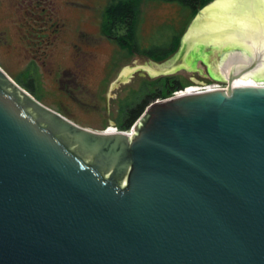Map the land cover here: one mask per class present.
<instances>
[{
  "label": "water",
  "instance_id": "obj_1",
  "mask_svg": "<svg viewBox=\"0 0 264 264\" xmlns=\"http://www.w3.org/2000/svg\"><path fill=\"white\" fill-rule=\"evenodd\" d=\"M221 1L180 54L224 53ZM246 48L225 87L152 102L127 133L80 126L0 67V264H264V85L233 84L264 49Z\"/></svg>",
  "mask_w": 264,
  "mask_h": 264
},
{
  "label": "rangeland",
  "instance_id": "obj_2",
  "mask_svg": "<svg viewBox=\"0 0 264 264\" xmlns=\"http://www.w3.org/2000/svg\"><path fill=\"white\" fill-rule=\"evenodd\" d=\"M113 1L68 0L67 3L73 25L83 16L87 20L84 24L88 25L90 34L83 41L90 42H83L81 47L95 50L90 57L96 60V66L99 65L98 71L104 72L108 65L105 76L108 108H104L102 96H93L92 87L84 77L70 71L62 73L70 67V59L77 50L63 44L49 46L44 42L46 25L37 15L42 11L40 1L37 4L34 0H0V67L22 87L27 78L34 77L32 95L35 98L80 126L97 131L114 125L120 127L122 114L130 106L139 103L147 92L160 88V93H165L164 83L172 79L180 81L183 87L226 85L220 65H225V71L238 65L229 57L224 60L228 51L218 54L217 58L209 49L192 48L180 54L182 37L194 17L187 6L176 0H141L135 20L136 46L129 49L98 28L104 23L106 7ZM37 5L38 9L34 8ZM175 35L180 37L179 44L166 55ZM256 79L263 81L257 84L264 83V78ZM95 104L99 106L93 107Z\"/></svg>",
  "mask_w": 264,
  "mask_h": 264
},
{
  "label": "flooded vegetation",
  "instance_id": "obj_3",
  "mask_svg": "<svg viewBox=\"0 0 264 264\" xmlns=\"http://www.w3.org/2000/svg\"><path fill=\"white\" fill-rule=\"evenodd\" d=\"M34 1H37V4H39L38 1L43 3V5L40 6V10H42L41 13H38L37 15H39V18H41L42 23L46 25L47 30L44 33V42L49 46L53 44H63L73 48V50H77V54L75 53L74 57L70 59V67L62 70V73L65 74L66 72L70 71V73H73L75 76L84 77L87 80V84L92 87L91 93L93 96H102L103 101L105 102L104 108H108V105L106 104L107 96L105 89V76L108 71V65L105 66L104 72L98 71L99 65L96 66V60L90 57L92 53L95 54V50L89 48L83 49L81 47L84 42L83 40L87 39V35L90 34L88 31V25L84 24L87 22L85 19L86 17L83 16V19H79L80 22L77 20L75 25H73V19L68 14V0ZM34 8L38 9V5ZM102 24L98 25V28H101V31ZM89 42L90 41L86 40L84 44H89ZM92 106L97 107L99 105L95 104ZM116 110H119V107H116Z\"/></svg>",
  "mask_w": 264,
  "mask_h": 264
},
{
  "label": "bare ground",
  "instance_id": "obj_4",
  "mask_svg": "<svg viewBox=\"0 0 264 264\" xmlns=\"http://www.w3.org/2000/svg\"><path fill=\"white\" fill-rule=\"evenodd\" d=\"M264 0H224L221 1L215 9V13L212 14L210 18L211 23L215 27L218 26H230V28L238 29V32H232L229 34L226 39L224 40V46L227 48L225 51L226 53L224 60L226 58L233 59L234 62L238 65L246 64L249 59V53L246 47L254 51L255 46L260 48H264V26L263 21L261 19L264 15ZM259 12L261 15L260 18L255 17L252 13ZM221 14H227V19L223 17L221 19ZM240 18V20H239ZM225 19L227 20L225 22ZM260 21V23L258 22ZM237 23V24H236ZM259 23L260 25H256ZM259 27H263L262 29ZM235 30V29H234ZM259 31V32H258ZM249 32L250 40L252 42H245L243 43V38L246 33ZM255 37L259 39H254ZM243 48V49H242ZM230 50V52H229ZM264 53V52H263ZM228 58V59H229ZM236 59V60H235ZM256 76H260V78H264V65L258 66L254 71L247 72L237 78H234L233 84L234 85H249V84H256V85H264V83L257 84L258 81ZM258 81V82H257ZM196 87H188L183 90V93H188L195 91ZM106 132H113L112 129L107 128Z\"/></svg>",
  "mask_w": 264,
  "mask_h": 264
},
{
  "label": "trees",
  "instance_id": "obj_5",
  "mask_svg": "<svg viewBox=\"0 0 264 264\" xmlns=\"http://www.w3.org/2000/svg\"><path fill=\"white\" fill-rule=\"evenodd\" d=\"M141 0H115L111 2L104 11V23L102 24V32L117 42L129 49H134L136 46V29L135 20L138 10V3ZM173 1V0H164ZM189 8L190 14L195 15L200 7L207 4L211 0H176ZM116 30H121L118 32ZM180 37L175 35L172 39L171 45L166 52V55L174 51L179 44ZM164 55V56H166ZM29 76V75H28ZM32 78H27L24 81V87L31 93H34L35 88ZM166 80V79H165ZM166 87L165 93H160V88L154 92H147L136 105L130 106L126 112L122 114L123 122L120 124L121 128H128L146 106L158 97H166L175 89L183 87L180 81L172 79L168 83H164Z\"/></svg>",
  "mask_w": 264,
  "mask_h": 264
},
{
  "label": "built area",
  "instance_id": "obj_6",
  "mask_svg": "<svg viewBox=\"0 0 264 264\" xmlns=\"http://www.w3.org/2000/svg\"><path fill=\"white\" fill-rule=\"evenodd\" d=\"M188 87H196V90L195 91H192V92H199V91H205V90H210V89H216V88H221L223 86H220V85H216V84H212V85H206V84H200V85H190ZM188 87H185L184 89H179V90H175L173 92V94L169 97H173V96H177V95H181V94H184L183 93V90H185L186 88ZM168 98V97H166ZM166 98H159V99H156V101H159V100H164ZM134 124L133 123L129 129H119L118 127H107V128H110L113 130V132H123V133H127V132H130L133 130L134 128Z\"/></svg>",
  "mask_w": 264,
  "mask_h": 264
}]
</instances>
